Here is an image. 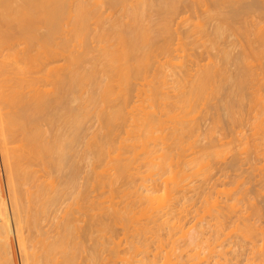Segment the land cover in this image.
<instances>
[{"label": "bare ground", "instance_id": "obj_1", "mask_svg": "<svg viewBox=\"0 0 264 264\" xmlns=\"http://www.w3.org/2000/svg\"><path fill=\"white\" fill-rule=\"evenodd\" d=\"M252 1H254V2H252ZM252 1H251V4H254L255 2H260V1L262 4L263 0H260V1L259 0L258 1L252 0ZM207 2H208V0H0V143H1V148H0L1 150L0 151H1V156L4 160V165H5V169L7 172L6 183H8L7 185L9 187L8 186L7 187L9 188V191L11 194V200H12V205H13V214L15 216V224L17 227L15 234L17 236L16 238H17V242H18V247L21 250L22 256L24 259L23 264H79L78 263L79 261H77V259H79L81 254L84 253V251H85L84 246H83L84 242L82 243V240H86L83 238H87V237H88V240H90V241L93 240L91 242H95L94 243L95 245L94 244L91 245V248H92V246H94V248L91 250V252L89 254L90 257L87 256L90 260V261L89 260L88 261L90 262V264H100V258L102 256V250L104 249V245H105L104 244L105 243L104 242V236L106 238L104 231L107 232V230L109 229L108 224L104 220V213L106 212V214L108 215L109 212L111 211V209L109 212L106 211L108 209H105L106 207L104 208V199H102V198L106 197V196H104L105 193L103 192L104 187H105V186H103V183L105 182L104 181V178H105L104 174H106V173L102 172L104 169L102 168L103 169L102 170L101 167H103V166H99L100 167L99 168L97 165H95L99 170L101 169V172H98V170L95 168V166H94V171H91L92 169L91 170L89 169V171H88V167L90 166L89 164H91L90 160L94 161V159L96 158L94 162H97L98 161L97 158L99 156L103 157L102 154H103L104 149L106 147H108L109 144H112V143H110V141L106 137L114 135L113 133H117L116 131L118 129H116V128L120 127L121 123H119V125H118L119 127H116V125L118 124V122L121 118V115H122L121 110L122 109H121V105L118 106L115 104H116V100H117L118 96H120L119 97V100H120L121 95L124 94V93L120 94V92L125 89L122 87L123 85H121V83L123 82L125 77L128 78L126 80H128L127 84L130 88L132 86V82H131V85L128 82H130V80L132 81V79L129 80V78L133 74H134L133 77L135 76V71L137 73V71L142 69V68H140L141 66L144 68L142 71L147 69L146 65L144 66L141 62L143 60H145L144 58H146V57L148 58V56H149L148 51L149 50L151 53V49L153 50L155 46H158V45H155L153 47L154 42H160L159 40H157L158 38L161 40V39H164L162 37H167L171 34V32H172L171 27L173 28V26L170 27V25H172V22H171L173 19L172 16H175V15H177L176 13H179L178 9L180 8V4L190 3V4H195V6H196L197 4L202 5V4H206ZM211 2L213 3V5H212L213 7L211 9H207V7H208L207 6L205 8L206 10H204V11L205 12L207 11L206 12V15H207L206 20L207 21H208L209 17H210V20L212 17H213L212 19L215 20L213 27L211 26V28L213 29L212 30L213 32L211 33V34H213L212 40H214L215 42H217L218 39L220 40L221 38H223V40H224L225 34H227L228 32H229L228 34H231L235 30H236L235 31L236 34L237 33L239 35L241 33L243 35L246 34L245 36H248V38H249V36H250L249 34L252 33V30L250 29L251 33H250L249 29H248L249 31L246 30L245 28H247L248 26L244 25L245 28H242L243 26L241 25L242 26L241 27L239 25L241 23V21H240V23H238V25L241 28H238L239 26L236 27V25H234L235 18H238L236 16L240 15V14H237L236 12H234V10L232 9V7H233L232 4H229L230 2H232V0H211ZM234 2L235 1H233V3ZM241 2H242V0H241ZM237 3H238V1H236V4ZM239 3H240V0H239ZM239 3L237 4L238 6L240 5ZM248 3H247V5H248ZM106 4L108 6H106ZM226 4L228 5V7L229 6L231 7L230 8L231 10H229V11L224 10ZM256 4L258 5V3H255L254 5H252V7L249 8V10H251V11L254 9L256 10L257 6H256V8H253V7H255ZM104 5H105V8L107 7V9L103 8ZM249 6H250V3H249ZM237 8H239V7H237ZM108 9H110L111 12L109 14H106V11ZM104 10H106V11H104ZM249 12H246V10H245V13H249ZM262 14H264L263 11H262ZM243 16H244L243 18H246L245 17L246 15L243 14ZM249 16H251V15H249ZM258 17H260L259 14H258ZM241 18H242V16H241ZM241 18H239V19H241ZM251 18H252V16H251ZM239 19L238 20L236 19L235 22L237 23V21H239ZM184 20L185 19H183V21ZM188 20L186 19V21H188ZM199 20H200L199 22L197 20L198 26L200 28L199 30H202L203 32L205 31V33H206V31H209L208 28L206 26H204L205 24L202 23L205 21V18L203 19L204 21L201 19H199ZM213 20H212V22H213ZM251 20H249V22ZM258 20H259V18H258ZM242 21L247 22L245 19ZM254 21L257 22L255 19L253 20V22ZM249 22H247V24ZM258 22H260V20ZM261 22H262V20H261ZM192 24L194 25V23H192ZM260 25L258 27L256 26L257 28L254 27V31H256L255 32L256 34H254V35H256V36H253V35L250 36L251 38H252V36L257 37L255 39H257L256 42H258L259 45H257L258 43L256 44V42H254L255 41L254 39H247V40L250 43L249 47H250L251 52L249 54H251L253 57H256L258 59L259 58L264 59V26H263V23ZM255 28H256V30H255ZM192 29L190 31H192ZM196 29H198V28L194 27V29H193V31L195 33H197ZM243 29H245V30H243ZM203 32H201V33H203ZM177 34L179 35L178 32H177ZM206 34H208V32ZM200 36H201V34H200ZM202 36H204V35L202 34ZM202 36H201V38L203 39L204 37H202ZM207 36H205V37H207ZM210 38H211V36H210ZM238 38H236L237 41H238ZM245 38H247V37H245ZM60 39H61V41H58ZM181 39H183V38H179V36H178L177 40L178 41L180 40V42H177V43H180V46L186 47L188 44L186 45L185 42H187V41H184L185 39H183V42H182ZM205 39H203V40L206 43ZM239 39H241V38H239ZM90 40H93V41L95 40L94 42L97 41L98 45L97 46L95 44L91 45V43H89ZM241 40H243V39H241ZM73 42H75V44ZM85 42H87V44ZM97 42H96V44H97ZM181 42L185 43V44H181ZM207 42H208V40H207ZM215 42H214L215 45L213 43H211V44L216 47ZM242 42H240V43H242ZM76 43H77V45H76ZM155 44H157V43H155ZM168 44H170V43H168ZM217 44H219V43H217ZM255 45H257V46H255ZM77 46L78 47L80 46V48L82 47L81 49H83L84 51L82 50L83 51L82 52L81 49L78 48ZM159 46H161V45H159ZM169 47L170 46H168L167 48H165V47L164 48L168 49ZM185 47H182V48L178 47V48H179V50L181 48L185 51L186 50ZM249 47H247V48H249ZM171 48H172V46H171ZM178 48H175V49L178 50ZM218 48H220V46H218ZM170 49H168V50H170ZM227 49H226V51H227ZM77 50L79 52H77ZM173 50H174V48H173ZM173 50H171V51L173 52ZM216 50H217V48H216ZM220 50H222V48ZM188 51H186V54ZM93 52L96 53V55L93 54V55H95V57L91 56ZM146 52H148V55L146 54ZM40 53L46 54L44 62L39 61V54ZM153 53H151V54L153 55ZM177 53H180V52H177ZM232 53H233V51H232ZM232 53H230L228 51L227 52L223 51V53H221L223 60L220 59V61L225 62V64L220 62L221 65L220 64L218 65L217 62H214L215 64L213 62H211L212 65L209 62L206 65L205 64L201 65V63L198 61L199 63L197 64V70H196L197 73L196 74H194L195 70L193 71L191 69V65L187 66V64H186V66L185 65L183 66V61H185V60H183L181 63L180 62L181 59H180L177 63V62H175L176 60L172 57L175 60V61L174 60L172 61V58L170 57L171 54L167 58V63L169 64V62H170L172 69H173L172 63L177 64L175 66L180 65L181 67H178L181 69L180 71H178L179 69L178 70L175 69L176 71L175 70L170 71V69H169L170 66L168 67V69L166 67L167 70L163 69L164 71L162 73L163 74L162 78H164V79H162V78H160L158 72L155 69V71H156L155 75L158 74L157 77L156 76L154 77L155 79H157V81L155 80L157 82V84L159 82L158 80L162 79L160 82L163 81L164 83L162 84V86L166 87L169 84L168 80L169 79L171 80V78H172V80L174 79L173 80L174 84L173 85L170 84V86H172L173 90H175V94H174L175 97L172 95V101L166 100V104H168L170 106V110L168 109L169 107L166 106L167 107L166 110L168 109L169 113L167 111H165L166 114L171 115L172 118H169V119L172 120V119H176V118L178 119L179 118V120H180V121L178 120L179 123L175 121L176 124H178V125L175 124L176 126L174 125L172 130L170 128L171 136H173V138H174V139H172V141L175 142V143H173L171 141L172 145L177 144L180 146V145H184L183 143L186 142V141H184L186 136H188L186 133L190 132V131H188V132H186V131L189 130L191 127L190 126L189 129H187L188 127L186 126L187 125L186 123L188 122V124H189L187 116L189 115V117H190V114L192 112L191 110L194 109L193 108L194 105L196 106L197 103H201V104L204 103L203 107L205 105H207V106L211 105V104H209L212 100L211 98H213L215 96L217 97L218 94H219V96L222 95L224 92L222 94H221V92L226 91V90H224L225 89L224 87L229 86L228 87L229 89H230V87H232V80H233L232 78L233 77L235 78V76L232 77V74L230 72V70H232V69L229 70L228 69L229 66L227 67V63H229V62L231 63V59H232L231 54ZM245 53H247V58H245V60L242 61L243 67L241 65V67H242L241 71H243V74H242L243 76L241 75L242 80H240V81L241 82H248L247 84L249 85V82H252L254 79H257V78H256V74L252 68L253 66H251V67L249 66V65H252V63L249 62V61H251V60H249L251 56H249L248 52H245ZM245 53H243V54H245ZM144 54H146L147 56ZM165 54L167 55V53H165ZM152 55H150V56H152ZM183 55H184V53H183ZM90 56H91V58H90ZM141 56H143V57L141 58ZM241 56H243V55H241ZM58 57L64 58L66 61V62L64 61L65 64L54 65L55 61H53V60L56 59V62H58V59H57ZM92 57L94 58V61H92ZM62 58L59 61H61ZM169 58H171L170 59L171 61H168ZM88 61H90V62H88ZM148 61H149V58H148ZM87 62L91 63V64L87 65ZM144 62H146V61H144ZM247 62H248V64L249 63L250 64L248 65ZM195 63H197V61ZM81 64L82 65L86 64L88 66V68H87V66H84V69H83V66ZM140 64H141V66H140ZM147 65H148V63H147ZM198 65H200V67ZM228 65H230V64H228ZM162 66H163V64H162ZM165 66H167V64ZM165 66H163V67L165 68ZM41 67H44V70L46 73V74L43 73L42 76L40 75V73L42 71ZM160 67H161V65H160ZM175 68H177V67H175ZM159 69L160 68H158V71L161 70V72H162V69H160V70ZM168 71H170V72L168 73ZM144 72H146V71H144ZM44 74H45V76H44ZM101 74H102L103 78L99 77V75H101ZM168 76H170L171 78L168 79ZM123 77H124V79H123ZM44 78L47 81H45V83L44 82L41 83L42 81L40 82V80H43ZM104 78H105V80H104ZM149 78H148V80H149ZM154 78H153V82H155ZM259 78H261V77H259ZM145 79L147 80V78H145ZM103 80H104V82H103ZM257 80H259V79H257ZM259 81L255 82V80H254V83H256V85H255L256 87H257V85H258L257 83ZM124 82H126V81L124 80ZM160 82H159V85H160ZM262 82L264 83V79ZM170 83H171V81H170ZM153 84L155 87L156 83H153ZM153 84L152 85L150 84L149 86L152 87ZM253 84H251V85H253ZM128 86H126V88H128ZM172 87H170V88H172ZM251 87H253V86H251ZM158 88H159V86H158ZM161 88H159V89L162 91V94L165 95L164 93L168 92V90H167L168 88L166 87V90H167L166 92L163 91L165 89L162 88L163 89L162 90ZM244 88H245V86H244ZM244 88H243V90H245L247 87L245 89ZM257 88L260 89L259 87H257ZM157 89L152 88L153 93L154 92L157 93L156 95L152 94V96H153L152 98L159 97L160 99L161 98L165 99L166 96L165 97L158 96L159 90L157 92ZM235 89H233V90L236 91ZM256 89L253 88V91H255ZM154 90H156V91H154ZM243 90L241 88V91H243ZM125 91H123V92H125ZM127 91L130 92L129 90H127ZM127 91L125 93H127ZM171 91L169 92L170 94H172L174 92V91L173 92H171ZM256 91H258L257 95H259V93H260L259 90H256ZM256 91L253 94H256ZM169 93H167V95L170 96ZM250 93H252V92L250 91ZM130 94L131 93H129V96H130ZM226 94H228V93H226ZM244 94H246V93H244ZM127 95L128 94H125V96L128 98L129 96H127ZM228 95L232 96L231 93ZM239 95H240V92H238L237 96H239ZM257 95H256V97L258 98ZM150 96L151 95H148L149 98L147 97L149 100L151 98ZM227 96H225V97H227ZM229 96L227 98L231 97V96L230 97ZM251 96H253V95H251ZM170 97L167 99H170ZM173 97L176 100H173ZM221 97H219L220 101H222L221 99H223ZM235 97H233V98H235ZM256 97H253V98L255 99ZM243 98L244 97L242 96V99ZM257 98L255 99L257 102L254 99H252L256 103H254L255 104L254 106L252 105L253 108L252 107H250V108H252V110H253L254 107H256V105L258 107H260L262 105V107L260 108L261 110L263 108L262 111L260 110L261 111L260 114H262V112L264 111V107H263L264 96H262L260 94L258 100H257ZM240 99H241V97H240ZM119 100H117V102ZM121 100L126 102L127 99L125 100V98H124ZM161 100L159 102H161ZM213 100L217 101V99H213ZM230 100H232V99H230ZM244 100H246V99H244ZM244 100H241V101L244 102ZM259 100L261 102H258ZM152 101H154V100L152 99ZM214 101H212V104L214 103ZM227 101H228V106H230L229 107L230 113L228 111L229 118H230V120H234V119H232L233 116L235 114L237 115L238 113H236V112L237 111L239 112V110H240V112H242L241 109H243L242 107L244 104L242 103L243 104L242 107H240V105L238 104L239 105L238 108L240 107V109L237 108L238 109L237 110L236 108H234V109L232 108L233 103H235L234 100H232L233 103L229 100H227ZM227 101H226V103H227ZM248 101H250V100H248ZM254 101H251V103ZM127 102H126V104H127ZM162 102H164V104H165V101H162ZM171 102H173V103H171ZM239 103L241 104V102H239ZM259 103L261 105H259ZM170 104H172V105H170ZM215 104H216V102H215ZM107 105L108 106L110 105V106L108 107ZM124 105H125V103H124ZM236 105L237 104H235V106ZM197 106H198V104H197ZM217 106H214V108H216ZM203 107H201V108L204 110L205 108H203ZM119 108L121 110H119ZM174 108L175 109L178 108L177 111L183 110L184 113L182 112L181 114H184V115L182 116L179 113L181 111H179L178 113L180 116L178 115L179 116L178 117L177 116L178 113L176 110H174ZM207 108L208 107H206V109ZM209 108H210V106H209ZM218 109H216V110H218ZM232 109H233V112H232ZM235 109L237 110L236 112H235ZM92 110L95 113H93ZM207 110L209 111V109H207ZM216 110H215V112H216ZM123 111H124V108L122 110V113H123ZM211 111H210V113H211ZM91 113H93L92 115L96 114L98 116L96 118L99 120V122L100 121L102 122V123L100 122V124H102V128L100 127V131L102 132V134H101V132H98V133L96 132L95 134H93V136L90 135V136H92V138H88V140H87V137H90V136H87L89 134H87L88 132L87 133L85 132V126H86V120L88 122V119H89L88 117H91L90 116ZM131 113H132V111H131ZM149 113H151V112H149ZM154 114H156V112ZM217 114H218V111H217ZM232 114H234V115H232ZM253 114H255V113H253ZM223 115H220V116H222V118H223ZM250 115H251V113H250ZM258 115L259 114L257 113V117H258ZM132 116H133V119H136L135 115H132ZM139 116L141 117V115H139ZM151 116H153V115H151ZM181 116H182V119H181ZM146 117H147V115H146ZM146 117L144 115V119H145L144 121L145 122H146V120L149 119V118L147 119ZM214 117H217L216 118L217 120L219 119V122H217V121H215V122L220 125L221 118L218 116H214ZM237 117L238 116H236V117L234 116V118L236 120H237ZM257 117L255 116L254 119H257ZM129 118L132 119V117H129ZM142 118H143V116H142ZM185 118H187V120ZM263 118L258 117L259 121L256 120L258 123V124H256L257 126H254L255 124L252 125L255 127L253 130L257 129L256 127H258V129H259V127L262 126V124L264 123ZM152 119H149V120L151 121ZM227 119H224V120H227ZM240 119H241V116H240ZM122 120H121V122H122ZM159 120H160V118H159ZM230 120L228 119V122ZM59 121H61L64 126H61V122L58 123ZM136 121H132V122L135 123ZM139 121H141V120H139ZM139 121H137V122H139ZM148 121L146 122L148 125L146 127L150 126V124H148ZM153 121H151L150 123H152ZM160 121L161 122H159V123H161V124H162V122H164V121H162V119ZM247 121H248V119H247ZM145 122H143V123H145ZM157 122L158 121H156V123ZM222 122L223 121L221 120V123ZM46 123L51 129L53 128V126L56 125L54 127V129L57 130L58 124H60V125H58V127L61 126V127H64L65 129L62 128V131L58 129L57 130L58 132L56 131V133H55V130L53 129L54 130L53 133L56 136H54V134H53V137L50 138V136L52 134V132L50 131L47 134V135H49V138H50L49 139L48 136H46V130H45L46 128L44 129V127H43V125ZM153 123H155V122H153ZM191 123H192V121H191ZM50 124L53 126H51ZM161 124H158V125H161ZM168 124H171V123H168ZM133 125L136 126V123ZM214 125H215V123L213 124V126ZM258 125H260V126H258ZM48 126H47V129H49ZM168 126H170V125H168ZM171 126H173V125L171 124ZM263 126H264V124H263ZM61 127H59V128H61ZM140 127L135 128L136 130H138L137 133L140 131L139 130V129H141ZM150 127L152 128L155 126L151 125ZM142 128H144V127H142ZM151 128H150L151 132H149L150 134H152ZM157 128L153 129V130L158 131ZM215 128L216 127H214V130H216ZM261 128H263L262 131H264V127H261ZM95 129H96V127H95ZM102 129L104 132L102 131ZM133 129L134 128H132V131H134ZM164 129H166V128H164ZM168 129H169V127L167 128V130ZM191 129L193 130V127H191ZM199 129H200V126H199ZM209 129H210V127H209ZM258 129H257V131H261L260 129L259 130ZM63 130H64V132H63ZM120 130H121V128H120ZM159 130H162V128ZM214 130L213 129L209 130L211 133L209 136L210 138L217 133L216 132L215 134H213ZM48 131L49 130H47V132ZM142 131H144V130H142ZM142 131H140V132H142ZM257 131L255 133H257V136H258L259 133ZM134 132H136V131H134ZM146 133H148V132H146ZM149 133H148V135H149ZM155 133H156V131H155ZM162 133L163 132H161V134L160 133L159 134L162 136L163 135ZM166 133L168 134L167 131H166ZM192 133L195 136L196 135L198 136V134H195L196 132L195 133L191 132V134ZM255 133H252V134H255ZM261 133L264 134V132H261ZM138 134H140V133H138ZM143 134H145V133H143ZM191 134H189L190 137L193 136V134L192 135ZM207 134L209 135V133H207ZM99 135H103V136L107 135V136L102 138ZM148 135H147V137H148ZM169 135H170V133H169ZM259 135H261V134H259ZM195 136H194V138H195ZM236 136H237V134H236ZM254 136H256V134ZM147 137H144L143 138L144 141L142 140V142H145V138L147 139ZM149 137H151V136H149ZM224 137L227 138L226 135ZM244 137H246V136L244 135ZM248 137H250V136H248ZM252 138L254 139L253 135H252ZM165 139H166V137H165ZM165 139H164V141H165ZM167 139H168V137H167ZM198 139H199V137H198ZM198 139H196V140H198ZM207 139L208 138H206V140ZM217 139H221V138L217 137ZM245 139H247V138H245ZM245 139H243V141ZM251 139H250V142L252 141ZM261 139H264V138L262 137V138H260V140ZM101 140L105 141L106 143H108L107 141H109V144H106V143L102 142ZM240 140H241V138H240ZM254 140H256V139H254ZM187 141L189 142V139ZM207 141H209V140H207ZM212 141H213V139H212ZM230 141H231V139L228 141L229 143L227 146L230 145ZM113 142H114V140H113ZM165 142H167V140ZM252 142H253L254 146L257 143V142L254 143V141H252ZM196 143H197V141H196ZM225 143H226V141H225ZM233 143L234 142L232 141L231 142L232 146H233ZM235 143H237V139H236ZM260 143H262V142H260ZM168 144L170 145V143H168ZM192 144H195V143L192 142ZM237 144H239V142ZM241 144H244V146L246 147L249 143H247L246 145H245V142L241 143ZM147 145H148V143H147ZM164 145H165V143H164ZM236 145L233 148L237 147ZM221 146H220V148H221ZM244 146H243V148H244ZM250 146H247V147H250ZM256 146H257V144H256ZM262 146H264V145H262ZM145 147H146V145H145ZM165 147H166V145H165ZM171 147H174V146H171ZM199 147L197 146V148H199ZM96 148H98V149H96ZM109 148H110V146H109ZM112 148H110V149H112ZM169 148L170 147H168V151L171 152L170 150H172L173 148L170 150H169ZM180 148L181 147H179V149ZM184 148H186V146ZM263 148L264 147H262V150H263ZM228 149L226 150V152H228ZM246 149L248 150V148H246ZM255 149H257V147H255L254 150ZM147 150H149V149H147ZM160 150H161V148H160ZM163 150H165V149L163 148ZM174 150H173V152H174ZM189 150H190V148H189ZM191 150H192V148H191ZM221 150L223 152H225L224 148H221ZM239 150H240V147H239ZM249 150H251V149L249 148ZM181 151H182V148L179 152L181 153ZM215 151H217L216 153H218V151H219V154L222 152V151L218 150V147H217V150L215 149ZM246 151H244V152H246ZM156 152H157V150H156ZM166 152H167V150H166ZM169 152H168V154L170 155L171 153H169ZM184 152H183V154H184ZM250 152H252V150ZM175 153H177V152H175ZM202 153H204V152H202ZM202 153L200 154L201 156H202ZM210 153H211V151H209L208 155ZM147 154H149V153H147ZM164 154H166V153H164ZM219 154H216V155H219ZM169 155L166 154V156H169ZM210 155L208 157H207V155L204 157L202 156L203 160L201 159V157H199L201 160L197 159V160H199L197 164H199L203 167L205 166V168L209 167L211 169V167H212L211 162L210 161L207 162V160L212 159L210 157ZM216 155L214 154L213 156L215 158H217ZM221 155L222 154H220L218 157H220ZM155 156H157V155H155ZM236 156H238V153L236 154ZM171 157H170V159L167 157V159L169 160L167 163L164 162L166 165L168 164L167 166L164 163H162L167 168L163 167V168H165V169H163L159 166L161 171L165 170L166 174L164 171L161 172L158 169L157 172L160 171L161 173L155 172L156 176L153 175V176L148 177V175H150L149 173H151V172L154 173L153 172L154 168H152V170H151V167H150L151 172H149L150 170L148 168V170H147L148 174H146L147 177H145V179L143 180V182L141 184L142 186L141 185L138 186L139 190H140V186L144 188L143 191L145 190L144 191L145 195H144V193L136 192L137 197H139L138 199L140 200L138 202L144 203L146 199H147L146 201L150 202V200L152 199V201L155 202V200L156 201L160 200L161 197L163 198V202H160L161 204L159 206L158 205L157 206L151 205L152 207L149 206L148 209L151 208V210L149 209V211H148L146 209L147 212H149L148 214L144 213V211H145L144 209H142V211L139 212V214H142V212H143L145 217L148 216V220L150 221V223H153L154 225L150 226V224L143 222L144 220H142V223L143 224L145 223L147 225L142 224L143 226H141V224H139L138 227H136L138 232H140V233H138V232L136 233V235L140 234V238L136 242H133V241H135L134 239L136 238V235H135V237L132 236L133 237L132 247L133 248L135 247L134 249L136 250V255L134 254V251H133V253H131V254L129 253L130 257L125 258L123 256L124 258L121 260L125 261L124 264H126V263L127 264H167L169 259L173 264H186V263L189 264L191 262V260L193 261V259H192L193 254L190 256L188 254V256L185 259L184 257L187 255L186 254V255H184V257L182 259V256H181L182 253L179 254L180 255V257H179L178 253L175 254L176 253L175 248H174V251H175L174 254L175 255L173 254V257L169 258L170 254H172L170 252L173 250V247L175 245L173 237H172L173 241L171 240V236H174V235H171L172 233H170V232H169L170 235L168 233L169 239L171 240V242L174 243V245L171 244L172 250L169 251V253L168 252H167V254L164 253L165 256L169 254V256L166 259H164L165 257H164L163 252H162L163 251L162 249L165 247V245L163 247V244L166 243V242L162 243V240H164V236H162V234H161L162 238H160L161 236L159 235V229H158V234L156 232H154V226H155V224H157V222L160 223V225L163 224L162 227L159 225V227L162 231V228L165 227L164 223L167 224V221L169 219L171 220L172 217L178 218V222H179L178 213L182 212L180 210H177V206L181 204L178 200L182 196L180 194L181 196L178 197V195H179V193H183L181 191L185 190V189H183L182 186H184V183L186 182V181L184 182V180H186L185 178L187 176H189L190 174L188 171V175H187V169L188 168L184 169L183 165H182L183 168H181V169H178L179 166L176 164L175 165L177 167L174 166V162L179 163V161H182V160H179V158L177 157V159L179 161L176 162L177 159L176 160L174 159L176 157H173V155ZM185 157L186 156H184L183 159ZM205 157H207V158H205ZM152 158H154V157L152 156ZM193 158H194L195 163H196V158H198V156L197 157L193 156ZM204 158L207 159L206 162H205ZM215 158H214V160H215ZM98 159H101V157H99ZM152 160L155 163L154 159H152ZM161 160H163L162 157H161ZM189 160L191 161V159H189ZM111 161H113V160H111ZM159 161H160V159H159ZM186 161L187 160H185L184 162H186ZM190 161H187V163ZM98 162H100V161H98ZM191 162H190V164H191ZM209 162L211 165H209ZM193 163H194V161H193ZM109 164H110V162H109ZM113 164H114V166H116L115 163H113ZM113 164H110L109 166H111ZM162 164H161V166H162ZM124 165H125V163H124ZM127 165H128V163H127ZM148 165H149V163H148ZM155 166H158V165H155ZM196 166H198V165H196ZM201 166H198L199 168H197V169L200 170ZM112 167L113 166H111L110 168H112ZM173 167H175V168H173ZM107 168H108V166H107ZM121 168H122V166H121ZM121 168H119V169L121 170ZM168 168H169V170H167ZM189 168H190V166H189ZM209 168L207 169V171H205V173L208 172ZM210 171L211 170H209V173L212 172V171L211 172ZM1 172L2 171L0 170V254L2 256L1 257L2 260L0 259V262H1V264H17V260H16L17 242H16V244L14 242V230H13L11 222H10V215H9L10 213L8 211V205H7L5 196H4V189H3L4 183H2ZM90 172L92 175L95 173V175L97 176V178L95 177L96 178L95 180H96L97 186H98L97 188H98V190L102 189V192L104 193V194L99 193V196L97 199L96 198H90L88 196V192H87L88 188H86V187H89L90 185H92L91 184L92 182H90V179H91V175L89 174ZM116 172H118V171L116 170ZM118 173H120V175H121V171ZM118 173H116V174L114 173L115 176H117ZM145 173H146V171H145ZM162 173H164V174L162 175ZM190 173H193V172H190ZM102 174L104 175L103 180H102ZM157 174H160V176H161V177H159L160 179L161 178L163 179L165 177L164 178L165 183L163 184V182H164L163 181V182H161L162 184L159 183V185L160 184L164 185L163 187L165 188V193L167 196V198L166 197L165 198L167 199V201H164L165 200V198H164L165 193L162 196L157 195V194H159L158 193L159 190L158 191L156 190V189H158V188H156V186L158 185V184H156V182H157V180L159 181V179L156 180L154 178V176L156 178L159 176ZM54 175H56V178ZM110 175L112 177L113 173ZM124 175H125V173H124ZM142 175H145V174H142ZM195 175H196V173H195ZM207 175H210V174H206V176ZM115 176H114V178H115ZM58 177H59V180H57ZM210 177L208 179H210ZM120 178H118V180H120ZM149 179H150V181H149ZM162 179H161V181H162ZM106 180H107V178H106ZM111 181L112 182L109 181L110 186L112 184H114V182H113L114 179H112ZM93 182H94V180H93ZM190 182H188V183H190ZM88 183H90L89 186H87ZM93 185H95V184H93ZM104 185H106V184H104ZM154 185H155V188H154L155 190H152ZM134 186H136V185H134ZM185 186H187V185H185ZM84 188H85V190H84ZM90 188H91V186H90ZM90 188H89V190H90ZM128 188L130 189V187H128ZM132 188H134V187L132 186ZM136 188H134L133 190H135ZM112 189H114V187ZM131 191H132V189H131ZM224 191L226 193L228 192L226 196H229V194L231 196L233 194L232 190H231L232 192L230 190L227 191V189L221 190L222 193H224ZM221 192H219V193H221ZM122 193H124V192H122ZM126 193H124V194H126ZM226 193H224V195ZM234 193H236V192H234ZM131 194L132 195H130V196L133 197L134 196L133 194H135V193H131ZM155 194L157 195V197L156 196L154 197ZM183 195H184V193H183ZM102 196H104V197H102ZM125 196H127V195H125ZM77 197L82 198V201L80 198V201H81L80 203H79V200L78 201L76 200ZM137 197L136 198L133 197V199H137ZM211 197H213V196H211ZM218 197L219 196H216V200H214V203H212L213 199H215V198L210 199V196H209L210 200H207V204L210 205L209 206L210 210H208V209L207 210L209 212L212 211V213H214V215H215L216 211L219 213L216 220L219 221V222L217 221L218 223H220L219 224L220 228H219V226H218V228L221 230V228L224 226L223 222L225 223V221H223V219L225 217V216L223 217V214H225L226 210L224 209L223 214H222V212H220V210L222 208H227L229 212H232V209L236 208V205L235 204L232 205L233 203L229 204V202H228L227 203L228 205L225 204L222 207L223 204L222 205L220 204V202H219L220 198L218 199ZM123 198L126 199V197H123ZM144 198H145V200H144ZM142 199H143V201H142ZM242 199H244V194H243ZM73 200L74 201L76 200L78 202L76 204L77 205L79 204V205L77 206V205H74L75 203H71V202H73ZM237 200H238V197H237ZM154 202H152V203H154ZM186 202H187V200H186ZM208 202H211V203H208ZM69 203H71V204H69ZM106 203H108V202H106ZM126 203H128V202H126ZM157 203H159V202H157ZM248 203L251 205L250 201ZM135 204H136V201H135ZM146 204H147V202H146ZM149 204L150 203H148V205ZM212 204L215 207V209H217V210H212V208L214 209V207L211 206ZM183 205H181V206H183ZM252 205H254V204H252ZM74 206H77V207H74ZM124 206H123L122 210H121V207L116 209V206H115V208L113 206L114 210L112 211L111 215H113V214H114V216L116 215L115 217L117 218V220H119V224H120V222L125 224V221H126V223L128 221V224H129L130 217L133 219V216H131V214L133 215L134 209L136 206L132 207V209H130L131 208V207H129L130 205L129 206L127 205L128 208H126L125 203H124ZM143 206H145V203ZM186 206H187V204H186ZM186 206H184V207H186ZM117 207H118V205H117ZM76 208L78 209V213H79V210L81 212V209H84V211L86 210V213H87V211L93 212V216L90 215V216H92V217H90V220L88 219L86 221V218H85L84 222L86 221L85 222L86 224L83 226H82V224H84V223L79 224L80 219H78L77 216H75ZM109 208H110V205H109ZM237 208H238V204H237ZM138 210H137V212H138ZM59 211H61L60 214L58 213ZM63 211H64V213H63ZM234 212L235 211H233L232 213H234ZM256 212H257V210H256ZM62 213H63V215H61ZM86 213H85V215H86ZM174 213L177 216H174L175 215ZM257 213H259V209H258ZM59 215H61V216H59ZM79 215H81V214H79ZM134 215H135L134 221L136 222V217L137 216L139 217V215H136V213H134ZM221 215H222V217H221ZM170 216H171V218H170ZM185 217H186V215H185ZM140 218L145 219L143 217V214L140 215ZM111 219H112V216H111ZM137 220H139V218H137ZM221 220H222V223H221ZM47 221H49V223L48 224L46 223L44 225V222H47ZM113 221H114V219H113ZM176 221H177V219L175 220V222ZM175 222H174V225H175ZM244 222L245 221H243V223ZM241 223H242V220H241ZM249 223L252 224L251 221ZM249 223L247 224V227L250 226ZM221 224H222V226H221ZM238 224L239 223H237L235 225V226H237V228H238ZM111 225H112V223H111ZM111 225H109V226H111ZM174 225L172 224V226H173L172 228L176 227V229H177L178 226L174 227ZM216 225L217 224L214 225V228ZM25 226L29 227V232H31L30 228H31V230H33L35 232V234L32 235V237L34 236L33 238L29 237L31 239V242L33 241L32 248H31V244L29 243L30 241L28 240V237H26L24 234ZM127 226L128 225L126 224V228H127ZM135 226H137V225L135 224ZM180 226H179V228H180ZM107 227H108V229H107ZM123 227H125V226H123ZM133 227H134V222H133ZM166 227H168V226H166ZM184 227H185V225H184ZM242 227H244V226H241L240 229ZM247 227L244 228L245 231H246V229H248ZM254 227H258V226H254ZM169 228H171V227H169ZM224 228H223V230H224ZM234 228H236V227H234ZM164 230H166V229H164ZM180 230H181V228H180ZM183 230H184V228H183ZM215 230H218V229H215ZM129 231H130V229H129ZM131 231H132V228H131ZM168 231H171V229ZM235 231H237V229H235ZM134 232L132 233V235L134 234ZM172 232H173V229H172ZM175 232H176V230H175ZM175 232H173V233H175ZM219 232L220 231H217V233H219ZM239 232H240V230H239ZM94 233H97L99 235L94 236L95 235ZM127 233H128V231H127ZM243 234H241V232H240V235L243 236ZM29 235H31V233ZM262 235H263V233H262ZM244 236H245V234H244ZM166 237H167V235H166ZM150 238L151 239L153 238L152 240L155 242V244L157 243V241L154 239L155 238H157V240L160 239L159 240L160 245L157 244V246L159 248L161 246L163 247L161 249L162 250L161 252L159 250H157L158 247H156V246L154 248H152L154 246V244L151 242ZM101 240H103V241H101ZM127 240H129V239H127ZM142 240H144V241H142ZM149 240H150V242H149ZM192 241L194 242V240H192ZM161 243H162V245H161ZM29 244H30V246H29ZM108 244H110V243H108ZM108 244H107V246H108ZM152 244H153V246H152ZM87 246H86V248H87ZM133 248L132 249L130 248V249L133 250ZM112 249H113V247H112ZM151 249L153 251L156 250V252L155 251L152 252ZM108 250H109V248H108ZM212 251H213V249H212ZM86 252L88 253L89 251L86 250L85 253ZM103 252H104V250H103ZM114 252H116V251H114ZM112 254H113V252H112ZM195 254H196V252H195ZM117 255H118V253H117ZM124 255L127 256L128 251H127V254L125 253ZM139 255H142L143 257L140 256L141 258L137 259V257ZM162 255L164 257L163 258L164 260H161L162 261V263H161V261L158 258L162 259ZM197 255H199V254H197ZM174 256H177V257L175 258ZM171 258H175V260H173ZM187 258H188V260L190 259V261H188ZM101 259L105 260L104 262L106 263V259L104 257ZM81 260H82V258H81ZM84 260H82V262ZM103 260H102V262H103ZM109 260L111 261V259L109 258L107 260L108 264L111 263V262H109ZM166 260H168V261H166ZM184 260H186V262ZM2 261H4V262L2 263ZM88 261L86 260V262H88ZM164 261H165V263H164ZM113 263L115 264V262H113ZM113 263H111V264H113ZM84 264H86V263H84Z\"/></svg>", "mask_w": 264, "mask_h": 264}, {"label": "rangeland", "instance_id": "obj_2", "mask_svg": "<svg viewBox=\"0 0 264 264\" xmlns=\"http://www.w3.org/2000/svg\"><path fill=\"white\" fill-rule=\"evenodd\" d=\"M233 1H235L234 3H233ZM236 1H238V3H239V0H232V2H230L229 4H232V9L234 10V12H236L237 14H240V15H237L236 17H238V18H235V20H234V25H236V27L237 26H241L242 28H245V26H248L247 28H245L246 30H252V33H251V30H250V33L251 34H249L250 36L251 35H253V36H256V35H254V34H256L255 32L256 31H254V27H258L260 24H262L263 23V26H264V14H262V11H263V13H264V0L262 1V4H261V1L260 2H255V3H258V5L256 4L255 5V7H253V8H256V6H257V8H256V10L254 9V10H249V8L250 7H252V5H254V4H251V1L250 0H242V2H241V0H240V5L238 6L237 4H236ZM256 1H258V0H256ZM250 3V6H249V3ZM252 2H254V1H252ZM247 3H248V5H247ZM243 4V5H242ZM194 5V6H193ZM213 3L211 2V0L209 1L208 0V2L206 3V4H197L196 6H195V4H190V3H186V4H180V8L178 9L179 10V13H176L177 15H175V16H172L173 17V19H172V25H170V27L171 26H173V28L171 27V29H172V32H171V34L169 35V36H167V37H162V38H166L165 40L164 39H157V40H159L160 42H154V45H153V47L155 46V45H158V46H155L154 47V49L152 50L151 49V53H153L154 51V53H153V55L150 53V50L148 51L149 52V56L150 55H152V56H148V58H149V61H148V58L146 57V58H144L145 60H143L141 63L145 66L146 65V67H147V69L146 70H144V71H146V72H144V71H142L144 68L141 66V64H140V68H142V69H140L139 71H137V73H136V71H135V76L133 77V75L129 78V80L130 79H132V81L130 80V82H128L130 85H131V82H132V86L129 88V86H128V84H127V81L128 80H126V79H128V78H126L125 77V79H124V77H123V79L126 81V82H124V80H123V82L121 83V85H123L122 87L123 88H125L124 90H122L121 92H120V94L121 93H124L123 95H121V98H120V100H119V97L120 96H118V98H117V100H119L118 102H117V100H116V104L115 105H118V106H120L121 105V109L123 110V108H124V111H123V113H122V110L119 108V110H121V118H120V120H119V122H118V124L116 125V127H119L118 125H119V123H121L120 124V127L119 128H116V129H118L116 132L117 133H113L114 135H112V136H107V135H105V136H103V135H99V136H101L102 138L103 137H106L109 141H110V143H112V144H109V141H107L108 143H106L105 141H102V142H104V143H106V144H109L108 145V147H106L105 149H104V151H103V157L102 156H99V157H101V159H98L97 158V160L98 161H100V162H94L95 161V159H94V161L93 160H90L91 161V164H89L90 166L88 167V171H89V169L91 170V171H94V166L95 165H97L98 167L99 166H103V167H101V169L103 170L102 172L103 173H106V174H104L105 175V178H104V183H103V186H105L104 187V193L102 192V189L100 190H98V186H97V182H96V178H97V176L95 175V173L92 175L91 174V172L89 173L90 175H91V179H90V182H92L91 184L92 185H90L91 186V188H90V186H89V184L90 183H88V185L87 186H89V187H86V188H88V190H87V192H88V196L90 197V198H98V196H99V193H103L104 194V196H106L105 198H102V199H104V208L105 209H108V210H106L107 212H109L110 211V209H111V211L109 212V214L107 215L106 214V212L104 213V220L106 221V223L108 224V227H109V229H108V227H107V232L106 231H104V234L106 235V238H105V236H104V252H103V250H102V256L106 259V263L104 262L105 260H103V259H101V258H103L102 256H101V258H100V264H108V262H107V260L110 258L111 259V261L109 260V262H111V263H113V262H115V264L117 263V264H124L125 263V261H123V260H121V259H123L124 257L125 258H127V257H130V255H129V253L131 254V253H133V251H134V254L136 255V250L132 247V244H133V242H136L137 240H139V238H140V234L138 235H136V233L138 232V230L136 229V227H138V225L139 224H141V226H143V225H147V224H143L142 223V220H144L143 222H146V223H148V224H150V226L152 225H154L153 223H150V221L148 220V216L147 217H145L144 216V213H149V212H147V210L149 211V209L151 210V208H149L148 209V207L149 206H151V205H160L161 203L160 202H163V198L161 197V199L160 200H158V201H156L155 200V202L157 203V202H159V203H155L154 201H152V199L150 200V202L149 201H146L145 200V198H144V200H145V206H143L144 205V203L142 204L141 202H138V201H140L138 198L139 197H137V194H136V192H141V193H144V191H143V187H141L142 185V182H143V180L145 179V177H147L146 176V174H148V168H149V170H150V167H151V170H152V168H154V170H153V172L154 173H152L151 172V170L149 171V172H151V173H149L150 175H148V177L149 176H153V175H155L156 176V174H155V172H157V170L159 169L160 171H161V169L159 168V166L161 167V168H163V167H166L167 165L165 164V163H167L169 160L167 159V157L170 159V157L173 155V157H176V158H174L175 160L177 159V157L179 158V160H182V161H179L178 159H177V161L176 162H178L179 161V163H175L174 162V166H176V165H178L179 167H178V169H181V168H183V166H184V169L185 168H188L187 169V175H188V171H189V176H187L185 179L186 180H184V186H182L183 187V189H185V190H183V191H181V192H183L184 193V195H183V193H179V195H178V197H180L181 195V197L179 198V202L181 203L180 205H178L177 206V210H180V211H182L181 213H178V217H179V222H178V218H176V217H172L171 218V216H170V218H171V220L169 219L168 221H167V224L166 223H164V228H162V231H161V229H160V227H159V225H160V223H158L157 222V224H155V226H154V232H156L157 234H158V229H159V235L161 236V234H162V236H164V240H162V243L163 242H166L165 244H163V247H164V245H165V247L163 248L162 246L159 248L158 246H157V244H159L160 245V242H159V240H157V238H155L154 240H156L157 241V243L155 244V242L150 238V240H151V242L154 244V246H153V244H152V248H154L155 246L156 247H158L157 248V250H159L160 252L162 251L163 252V255H164V253H166L167 254V252L169 253V251H171L172 250V245L171 244H173L174 245V243H175V245H174V247H173V252L171 251L170 253H172V254H170V256H169V254L168 255H164V257H163V255H162V259H160V258H158L160 261L161 260H164V259H166L168 256H169V258L170 257H173V254L175 253V251H174V248L176 249V253L175 254H177L178 253V255L179 254H181V256H182V259H183V257H184V255H186L184 258L186 259V257L188 256V254H189V256L190 255H192V259H193V261L191 260V262L189 263V264H264V148H263V150H262V147H264V146H262V145H264V139H261L260 140V138H264V134L263 133H261V132H264V131H262L263 130V128H261V127H264L263 126V124H262V126H260V125H258V126H260L259 127V129L261 130V131H257V129H258V127H256L257 129H255L259 134H261V135H259L258 134V136H257V133H255L256 131L255 130H253L255 127L254 126H257L256 124H258L257 123V121H259V119H258V117L260 118H263L264 117V111L262 112V114H260L261 113V111L263 110V108H262V110L260 109L261 107H262V105L259 103V105H261L260 107H258L257 105H256V107H254V109L252 110V105L254 106L255 104L254 103H256L257 101L255 100L257 97H256V95H257V92L258 91H256V90H259V95L261 94L262 96H264V83L262 82L263 81V79H264V59L262 58V59H258V58H256V57H253L251 54H249L250 52H251V50H250V43L248 42V40L247 39H254L253 41L254 42H256L257 41V39H255V38H257V37H253L252 36V38L249 36V38H248V36H245L246 34H236L235 33V31H233L231 34H225V38H224V40H223V38H221L220 40L218 39V41L217 42H215L214 40H212L213 38H212V35L213 34H211L213 31V29L211 28V26L213 27V25H214V23H215V20H213L212 18H211V20H210V17H209V19H208V21L206 20L207 19V15H206V12L204 11V10H206L205 8L207 7V9H211L213 6ZM236 5V6H235ZM247 7H246V6ZM106 6H108L107 4H106ZM202 6V7H201ZM245 6V7H244ZM237 7H239V8H237ZM259 7V8H258ZM104 9H107V7L105 8V5H104V7H103ZM227 8V9H226ZM231 7L229 6L228 7V5L226 4V6H225V11H229V10H231L230 9ZM242 9V10H241ZM259 9V10H258ZM110 9H108L107 11L106 10H104V11H106V14H109L110 12H111V10L109 11ZM236 10V11H235ZM241 10V11H240ZM245 10H246V12H249V13H245ZM109 11V12H108ZM240 11V12H239ZM205 12V13H204ZM233 12V11H232ZM254 12V13H253ZM257 14H256V13ZM261 12V13H260ZM243 14L244 15H246L245 17L246 18H243L244 16H243ZM258 14H259V16L261 17H258ZM249 15H251L252 16V18H251V16H249ZM256 15V16H255ZM205 16V17H204ZM241 16H242V18H241ZM249 16V17H248ZM248 17V18H247ZM263 17V18H262ZM205 18V21L203 20ZM239 18H241V19H239ZM258 18H259V20H260V22H258L259 20H258ZM183 19H185L184 21H183ZM186 19L188 20V21H186ZM199 19H201V20H203L204 22H202V23H204L205 25L204 26H206L207 28H208V30L209 31H206V33L208 32V34H206L205 33V31L203 32L202 30H199L200 28H199V26H198V23H197V20H198V22L200 21ZM236 19L238 20L239 19V21H237V23L235 22L236 21ZM246 20L247 22H249V20H251L248 24H247V22H245V21H242V20ZM256 20L257 22H253V20ZM212 20H213V22H212ZM261 20H262V22H261ZM190 21V22H189ZM207 21V22H206ZM240 21H241V23H240ZM185 22V23H184ZM206 22V23H205ZM212 22V23H211ZM191 23V24H190ZM192 23H194V25L192 24ZM238 23H240L239 25H238ZM243 23V24H242ZM247 25H246V24ZM255 23V24H254ZM260 23V24H259ZM209 24V25H208ZM191 25V26H190ZM208 25V26H207ZM233 25V24H232ZM245 25V26H244ZM238 27V28H241V27ZM261 26V25H260ZM194 27H196V28H198V29H196V32L197 33H195L194 31H193V29H194ZM233 27V26H232ZM235 27V28H236ZM256 27V28H257ZM190 28V29H189ZM193 28V29H192ZM234 28V29H235ZM256 28H255V30H256ZM192 29V31H190ZM245 29H243V30H245ZM177 30V31H176ZM199 30V31H198ZM248 30V31H249ZM176 31V32H175ZM187 31V32H186ZM211 31V32H210ZM175 32V33H174ZM177 32L179 33V35L177 34ZM185 32V33H184ZM195 34H194V33ZM199 32V33H198ZM201 32H203V33H201ZM174 34V35H173ZM176 34V35H175ZM187 34V35H186ZM191 34V35H190ZM200 34H201V36H202V34L204 35V36H202V37H204L203 39H205L206 40V43H205V41L201 38V36H200ZM236 36H234V35ZM179 36V38H183V39H185L184 41H187V42H185L186 43V47L185 46H180V43H177V42H180V40L178 41L177 39H178V36ZM209 37H208V36ZM238 35V36H237ZM243 35V36H242ZM181 36V37H180ZM185 38H184V37ZM205 36H207V37H205ZM210 36H211V38H210ZM169 37V38H168ZM241 38V39H243V40H241V39H239V38ZM245 37H247V38H244ZM168 38V39H167ZM236 38H238V41H237V39ZM183 39H181L182 40V42H183ZM210 39V40H209ZM156 40V41H157ZM207 40H208V42H207ZM58 41H61V39L60 40H58ZM74 41V40H73ZM95 41V40H94ZM93 40H90V42L89 43H91V45H93V44H95L96 46L98 45V42H97V44H96V42H94ZM213 41V42H212ZM243 41V42H242ZM247 41V42H246ZM76 42V41H75ZM75 42H73L74 44H75ZM94 42V43H93ZM181 42V44H185V43H182ZM214 42L216 43V47L214 46L215 44H214ZM240 42H242V43H240ZM78 43V42H77ZM77 43H76V45H77ZM86 44H87V42H85ZM155 43H157V44H155ZM168 43H170V44H168ZM211 43H213L214 45H212ZM217 43H219V44H217ZM258 42H256V44H257ZM73 44V45H74ZM177 44V45H176ZM179 44V45H178ZM248 44V45H247ZM255 44V43H254ZM159 45H161V46H159ZM167 45V46H166ZM257 45H259V43L257 44ZM257 45H255V46H257ZM168 46H170L168 49H170L171 48V46H172V48L170 49V50H168V49H165V48H167ZM185 47V51L183 50V49H181L180 48V50H179V48L178 47ZM212 46V47H211ZM218 46H220V48H218ZM243 46V47H242ZM78 47V46H77ZM152 47V48H153ZM161 47V48H160ZM165 47V48H164ZM215 49H214V48ZM247 47H249V48H247ZM78 48H80V46L78 47ZM82 48V47H81ZM80 48V49H81ZM156 48V49H155ZM173 48H174V50H173ZM175 48H178V50L177 49H175ZM216 48H217V50H216ZM222 48V50L223 51H225V52H230V53H232V51H233V53L231 54L232 55V59H231V63L229 62V63H227V67L229 66V70L230 69H232V70H230V72H231V74H232V77L233 76H235V78L233 77L232 79V87H230V89L227 87H224L225 89L224 90H226V91H222L221 92V94L222 95H220L219 96V94H218V96L216 97H213V98H211L212 100H211V102L209 103V104H211V105H205L204 107H203V105H204V103H197L198 104V106H197V104H196V106L194 105V109H192L191 111V114H190V117H189V115L187 116L188 117V121H189V124H188V122L186 123L187 125V129H189V127L191 126V127H193V130L191 129V127H190V129L189 130H187L186 132H188V131H190V132H188V133H186L188 136H186L185 134V136H186V138H185V140L184 141H186V142H184L183 144L184 145H177V144H173L172 145V139H174L173 138V136H171V132H170V128H171V130H172V128L174 127V125L176 124V122H178L179 123V118L177 119L176 117L179 115V113L181 114L182 112H183V110H178L177 111V109H175L174 108V110H176L177 111V113L179 112V111H181V112H179L178 114H177V116L175 117L176 119H169V118H172L171 117V115L169 114H166L165 113V111H167L168 113H169V111H168V109L170 110V106L168 105V104H166V100H171L172 101V95L174 96V94H175V90H173V87L172 86H170V84L171 85H173L174 84V82H173V80H172V78L170 77V76H168V79L169 78H171V80L169 79L168 80V82H169V84H168V86H166L167 88L170 86V87H172V88H168L167 90H168V92L167 93H169L171 90V92H173L172 94H170V96L169 95H167V93H164L165 95H163L162 94V91L159 89V88H163V89H165V90H163L162 88V90L164 91V92H166L167 90H166V87L165 86H162V84L164 83L163 81L162 82H160L162 79H164V78H162L163 77V69H166V67H167V69H168V67H169V69H170V71H174L175 69H179L178 71H180L181 69L180 68H178V67H181L180 65L179 66H175V65H177V64H173L172 63V65H173V69L171 68L172 66L170 65V62H169V64L167 63V58L170 56V54H171V58H172V61L174 60L175 62H177L178 63V61L181 59V63H182V61L183 60H185V61H183V66L185 65L186 66V64H187V66H189V65H191V69L195 72L194 74H196L197 72H196V70H197V64L200 62L201 63V65L202 64H208V62L212 65V63L211 62H217V64L219 65H221V63H223V64H225V62L224 61H220V59L221 60H223L222 59V54L221 53H223V51L222 50H220ZM225 48V49H224ZM228 48V49H227ZM232 48V49H231ZM189 51H188V50ZM226 49H227V51H226ZM79 50V49H78ZM77 50V52H79ZM83 49H81V51H82ZM166 50V51H165ZM169 52H168V51ZM171 50H173V52L171 51ZM220 50V51H219ZM250 50V51H249ZM80 51V52H81ZM84 51V50H83ZM82 51V52H83ZM183 51V52H182ZM186 51H188L187 52V54H186ZM148 52H146V54L148 55ZM177 52H180V53H177ZM219 54H218V53ZM245 52H248V54H249V56H251L250 57V59L249 60H251V61H249V62H251L252 63V65H249L248 64V62H247V64L251 67V66H253L252 68H253V70H254V72H255V74H256V78L257 79H259V80H257V79H254L255 80V82H257V81H259L257 84V87H259L260 89H258L255 85H256V83H254V80L252 81V82H249V85L247 84L248 82H241L240 80H242L241 78V75L243 74V71H241L242 70V67H243V65H242V61L243 60H245V58H247V53H245ZM165 53H167V55L165 54ZM169 53V54H168ZM177 53V54H176ZM183 53H184V55H183ZM190 53V54H189ZM243 53H245V54H243ZM79 54V53H78ZM93 54H95L96 55V53L95 52H93L92 53V55L91 56H93V57H95V55H93ZM146 54H144V55H146ZM192 54V55H191ZM234 54V55H233ZM243 55V56H241V55ZM45 55L46 54H44V53H40L39 54V61H42V62H44L45 61ZM143 55V54H142ZM146 55V56H147ZM179 55V56H178ZM189 55V56H188ZM191 55V56H190ZM237 55V56H236ZM91 56H90V58H91ZM167 56V57H166ZM183 56V57H182ZM240 56V57H239ZM248 56V57H249ZM92 57V61H94V58ZM143 56H141V58H142ZM145 57V56H144ZM176 57V58H175ZM181 57V58H180ZM244 57V58H243ZM62 57H58L57 59H58V62H56V59H54L53 61H55L54 62V65H62V64H65L64 63V61H65V59L64 58H62V60L61 61H59L60 59H61ZM171 58H169L168 59V61H171L170 59ZM235 58V59H234ZM89 59V58H88ZM90 60V59H89ZM240 60V61H239ZM263 60V61H262ZM91 61V62H92ZM144 61H146L147 63H148V65H147V63L146 62H144ZM197 61V63H195V62ZM199 61V62H198ZM234 61V62H233ZM66 62V61H65ZM88 62H90V61H88ZM87 62V65L88 64H91V63H88ZM144 62V63H143ZM187 62V63H186ZM219 62V63H218ZM221 62V63H220ZM241 62V63H240ZM146 63V64H145ZM167 64V66H165L166 64ZM185 63V64H184ZM162 64H163V66H165V68L162 66ZM215 64V63H214ZM222 64V65H223ZM228 64H230V65H228ZM82 65V64H81ZM80 65V66H81ZM86 64L84 65H82L83 66V69H84V66H87ZM160 65H161V67H160ZM193 65V66H192ZM241 65H242V67H241ZM90 66V65H89ZM182 66V67H183ZM199 67H200V65H198ZM175 67H177V68H175ZM42 68V71H41V73H40V75L42 76L43 75V73H45V70H44V67H41ZM87 68H88V66H87ZM86 68V69H87ZM158 68H160V69H162V72H161V70L160 71H158ZM241 68V69H240ZM155 69H156V71L158 72V74H159V76H160V78H162L161 80H158L159 82H160V85H159V82H158V84H157V79H155L154 77L156 76H158V74L157 75H155L156 74V71H155ZM166 69V70H167ZM172 69V70H171ZM256 70V71H255ZM170 71H168V73L170 72ZM176 71V70H175ZM154 72V73H153ZM161 72V73H160ZM235 72V73H234ZM142 73V74H141ZM46 74V73H45ZM45 74H44V76H45ZM143 75V76H142ZM154 75V76H153ZM171 75V74H170ZM102 76V74L101 75H99V77L100 78H103V76ZM139 76V77H138ZM243 76V75H242ZM105 77V76H104ZM150 77V78H149ZM174 77V76H173ZM259 77H263L262 79L261 78H259ZM145 78H147V80L145 79ZM148 78H149V80H148ZM153 78H154V81L155 82H153ZM151 79V80H150ZM44 80V81H43ZM43 80H40V82L41 83H45V81H47V80H45V78L43 79ZM101 80V79H100ZM104 80H105V78H104ZM104 80H103V82H104ZM257 80V81H256ZM170 81H171V83H170ZM261 82V83H260ZM126 83V84H125ZM153 83H156V86L154 87V84ZM253 84V85H251V84ZM39 84V83H38ZM48 84V83H47ZM152 85L153 84V86L151 87V86H149V85ZM167 84V83H166ZM165 84V85H166ZM260 84V85H259ZM263 86H262V85ZM40 85V84H39ZM235 87H234V86ZM41 86V85H40ZM44 86V85H43ZM89 86V85H88ZM126 86H128V88H126ZM158 86H159V88H158ZM161 86V87H160ZM244 86H245V88H244ZM250 86V87H249ZM251 86H253V87H251ZM255 86V87H254ZM47 87V86H46ZM51 87V86H50ZM49 87V88H50ZM237 87V88H236ZM152 88H158L157 89V92H158V90H159V93H158V96H163V97H165L166 96V98L165 99H160L159 97H154V98H152L153 96H152V94H157V93H153V91H152ZM236 88V89H235ZM241 88H242V90H243V88L245 89V90H243V91H241ZM249 88V89H248ZM253 88L254 89H256L255 91H256V94H253L255 91H253ZM151 89V90H150ZM170 89V90H169ZM175 89V88H174ZM233 89H235L236 91H234ZM239 91H238V90ZM127 90H129L130 92H128L127 91V93H125ZM229 90V91H228ZM261 90V91H260ZM123 91H125V92H123ZM152 91V92H151ZM154 91H156V90H154ZM161 91V92H160ZM232 91V92H231ZM250 91L252 92V93H250ZM237 92V93H236ZM238 92H240V95L239 96H237L238 95ZM129 93H131L130 94V96H129ZM177 93V92H176ZM226 93H228V94H232V96L230 97L228 94H226ZM236 93V94H235ZM244 93H246V94H244ZM125 94H128L127 96H129L128 98L125 96ZM148 95H151L150 97L154 100V101H152V99L150 98V100L148 99L149 97H148ZM230 97V98H227L228 96ZM236 97H235V96ZM251 95H253V96H250ZM259 95H257L258 96V98H257V100L259 99ZM168 96V97H167ZM222 96V97H221ZM225 96H227V97H225ZM242 96L244 97L243 99H242ZM247 98H246V97ZM148 97V98H147ZM170 97V99H167V98H169ZM175 97V96H174ZM173 97V100H176L175 98ZM219 97H221V98H223V99H221L222 101H220L219 99ZM233 97H235V98H233ZM240 97H241V99H240ZM253 97H256L255 99L253 98ZM125 98V100H126V102H127V104H126V102H124L123 100H121V99H124ZM213 99H217V101H214ZM230 99H232V100H234V102L235 103H233L232 102V100H230ZM240 99V100H239ZM244 99H246V100H244ZM252 99H254V100H252ZM161 100V102H159ZM227 100H229V101H231L232 103H233V109L234 108H238V106L240 105V107H242V105H243V109H241L242 110V112H240V110H239V112L237 111L238 109H240V107L236 110L235 109V112L236 113H238L237 115L235 114H232V115H234L235 117L236 116H238L237 117V120L234 118V116H233V118L232 119H234V120H230V118H229V113H230V111H229V107L230 106H228V101ZM238 100V101H237ZM241 100H244V102H242ZM248 100H250V101H248ZM162 101H165V104H164V102H162ZM212 101H214V103L212 104ZM226 101H227V103H226ZM251 101H254V102H252L251 103ZM122 102V103H121ZM175 102V101H174ZM215 102H216V104H215ZM238 102V103H237ZM239 102H241V104L239 103ZM258 102H261L260 100L258 101ZM124 103H125V105H124ZM171 103H173V102H171ZM227 105H226V104ZM243 103V104H242ZM235 104H237L236 106H235ZM239 104V105H238ZM246 104V105H245ZM258 104V103H257ZM263 104H264V102H263ZM170 105H172V104H170ZM202 105V106H201ZM217 106L216 108H214V106ZM108 106V105H107ZM110 106V105H109ZM108 106V107H109ZM126 106V107H125ZM166 106H168L169 108L166 110ZM209 106H210V108H209ZM235 106V107H234ZM198 107V108H197ZM201 107H203V108H205L204 110L201 108ZM206 107H208L207 109H209V111L206 109ZM212 107V108H211ZM228 107V108H227ZM250 107H252V108H250ZM258 107V108H257ZM263 107H264V105H263ZM172 108V107H171ZM257 108V109H256ZM204 111H202V110ZM216 109H218V110H216ZM224 109V110H223ZM233 109H232V112H233ZM172 110V109H171ZM194 110V111H193ZM212 110V111H211ZM215 110H216V112H215ZM261 110V111H260ZM93 111V110H92ZM131 111H132V113H131ZM153 111V112H152ZM210 111H211V113H210ZM217 111H218V114H217ZM228 111H229V113H228ZM255 111V112H254ZM134 112V113H133ZM149 112H151V113H149ZM156 112V114H154ZM227 112V113H226ZM234 112V113H235ZM93 113H95L94 111H93ZM93 113H91V117H88L89 119H88V122H87V120H86V126H85V132L87 133V134H89V135H87V136H90V135H92L93 136V134H95L96 132L98 133V132H101L100 131V127L102 128V124H100V122H99V120L96 118V117H98L96 114H94V115H92ZM144 113V114H143ZM153 113V114H152ZM184 113V112H183ZM198 113V114H197ZM221 113V114H220ZM226 113V114H225ZM241 113V114H240ZM250 113H251V115H250ZM253 113H255V114H253ZM257 113L259 114L258 115V117H257ZM90 114V113H89ZM131 114V115H130ZM153 115V116H151V115ZM195 114V115H194ZM224 114V115H223ZM96 115V116H95ZM124 115V116H123ZM132 115H135V118L136 119H133V116ZM139 115H141V117L139 116ZM144 115H145V117H146V115H147V119L149 118V119H152L153 117V119L151 120V121H153V122H155L156 123V121H158L156 124L155 123H150L151 121L149 120H146V122L148 121V124H150V126L152 125V126H155V127H150L151 129H152V134H150L149 132H151L150 131V128L149 127H146V126H148L147 125V123L144 121L145 119H144ZM150 115V116H149ZM182 116L184 115V114H181ZM192 115V116H191ZM203 115V116H202ZM220 115H223V118H222V116H220ZM228 117H227V116ZM263 115V116H262ZM123 116V117H122ZM142 116H143V118H142ZM149 116V117H148ZM157 118H156V117ZM169 116V117H168ZM180 116V115H179ZM178 116V117H179ZM182 116H181V119H182ZM214 116H218V117H220L221 118V120L223 121L222 123H221V120H220V125L219 124H217L215 121H217V122H219V119L217 120L216 118L217 117H214ZM240 116H241V119H240ZM243 116V117H242ZM255 116L257 117V119H254L255 118ZM129 117H132V119L131 118H129ZM203 117V118H202ZM213 117V118H212ZM159 118H160V120L162 119V121H164V122H162V124L161 123H159V122H161L160 120H159ZM202 118V119H201ZM215 118V119H214ZM230 120L229 122H228V119ZM123 119V120H122ZM131 119V120H130ZM141 120V121H139V120ZM157 119V120H156ZM186 120H187V118H185ZM214 119V120H213ZM224 119H227V120H224ZM247 119H248V121H247ZM264 119V118H263ZM121 120H122V122H121ZM130 120V121H129ZM139 121V122H137V121ZM143 120V121H142ZM179 120V121H178ZM192 121V123H191V121ZM199 120V121H198ZM251 120V121H250ZM256 122H255V121ZM132 121H136L135 123H136V126L135 125H133V124H135L134 122H132ZM166 121V122H165ZM176 121V122H175ZM61 121H59L58 123H60ZM143 122H145V123H143ZM174 122V123H173ZM232 122V123H231ZM234 122V123H233ZM57 123V124H58ZM102 123V122H101ZM138 123V124H137ZM165 123V124H164ZM167 123V124H166ZM168 123H171L173 126H171V124H168ZM191 123V124H190ZM196 125H195V124ZM215 123V125L213 126V124ZM231 123V124H230ZM252 123V124H251ZM141 124V125H140ZM145 124V125H144ZM158 124H161V125H158ZM255 124V125H254ZM46 125V126H45ZM51 125V124H50ZM55 125V124H54ZM58 125H60V124H58ZM58 125H57V130L59 129V130H61L62 131V128L63 129H65L64 127H61V126H64L63 125V123L61 122V126H59V127H61V128H59L58 127ZM90 125V126H89ZM168 125H170V126H168ZM176 125H178V124H176ZM175 125V126H176ZM189 125V126H188ZM193 125V126H192ZM213 127H212V126ZM252 125H254V126H252ZM47 123L46 124H44L43 125V127H44V129L46 130V136H48V138H49V135H47L50 131L52 132V134H51V136H50V138H52L53 137V131L55 130V133H56V129H54V127L56 126H53V125H51V126H53V128L51 129L49 126H48V128L49 129H47ZM131 126V127H130ZM141 126V127H140ZM158 128H157V127ZM165 126V127H164ZM169 127V129L167 130V128ZM199 126H200V129H199ZM95 127H96V129H95ZM136 127H140L141 129H139L140 131H142V130H144V131H142L143 133H145V134H143L142 132H138V133H140V134H138L137 133V131L138 130H136L135 128ZM142 127H144V128H142ZM209 127H210V129H213L214 130V127H216L215 129L216 130H214V133L213 134H215L216 132V134L215 135H211L212 137L210 138L209 136H210V129H209ZM212 127V128H211ZM253 127V128H252ZM120 128H121V130H120ZM132 128H134L133 130L134 131H136V132H134V131H132ZM158 129V131L157 130H153V129ZM162 128V130H159V129H161ZM164 128H166V129H164ZM197 128V129H196ZM54 129V130H53ZM131 129V130H130ZM149 131H148V130ZM218 129V130H217ZM258 129V130H259ZM47 130H49L48 132H47ZM96 130V131H95ZM92 131V132H91ZM102 131H103V129H102ZM155 131H156V133H155ZM166 131L168 132V134L166 133ZM240 131V132H239ZM58 132V131H57ZM63 132H64V130H63ZM104 132V131H103ZM146 132H148L149 133V135H148V133H146ZM161 132H163L162 134V136L160 135L161 134ZM191 132H196L195 134H198V136L196 135H194L193 133V136H189V134H191ZM237 132V133H236ZM160 133V134H159ZM169 133H170V135H169ZM207 133H209V135L207 134ZM246 136V137H244V135ZM252 133H255L256 134V136H254L255 134H252ZM100 134V133H99ZM101 134H102V132H101ZM148 135V137H147V135ZM156 134V135H155ZM191 134V135H192ZM236 134H237V136H236ZM155 135V136H154ZM166 135V136H165ZM173 135V134H172ZM200 135V136H199ZM226 135V137L227 138H225L224 136ZM243 135V136H242ZM252 135H253V137H254V139H256V140H254L253 138H252ZM54 136H56L55 134H54ZM92 136H90V137H87V140H88V138H92ZM149 136H151V137H149ZM159 136V137H158ZM194 136H195V138H194ZM220 136V137H219ZM248 136H250V137H248ZM261 136V137H260ZM140 137V138H139ZM144 137H147V139L145 138V142H142V140L144 141ZM154 137V138H153ZM165 137H166V139H165ZM167 137H168V139H167ZM198 137H199V139H198ZM217 137L218 138H223L222 140L221 139H217ZM49 138V139H50ZM149 138V139H148ZM160 138V139H159ZM165 139V141L167 140V142H165L164 141V139ZM170 138V139H169ZM195 140H194V139ZM206 138H208L207 140H209V141H207L206 140ZM240 138H241V140H240ZM245 138H247V139H245ZM252 140V141H254V143H256L257 144V146H256V144H255V146H254V144H253V142L251 141L250 142V139ZM105 139V138H104ZM116 139V140H115ZM139 139V140H138ZM189 139V142L187 141ZM196 139H198V140H196ZM212 139H213V141H212ZM217 139V140H216ZM231 139V141H230V145L229 146H227L228 145V141ZM235 139V140H234ZM236 139H237V143L239 142V144H237V143H235L236 142ZM243 139H245L244 141H243ZM90 140V139H89ZM113 140H114V142L116 143H114L113 142ZM170 140V141H169ZM194 140V141H193ZM211 140V141H210ZM263 140V141H262ZM169 141V142H168ZM172 141V142H171ZM191 141V142H190ZM196 141H197V143H196ZM201 141V142H200ZM215 141V142H214ZM222 141V142H221ZM225 141H226V143H225ZM234 142L233 143V146H232V144H231V142ZM249 141V142H248ZM163 142V143H162ZM192 142L193 143H195L198 147L200 146H202L201 148L199 147V148H197V146L195 145V144H192ZM211 142V143H210ZM245 142V145L247 144V143H249L247 146H250V147H245L244 146V144H241V143H244ZM260 142H262V143H260ZM114 143V144H113ZM118 143V144H117ZM147 143H148V145H147ZM164 143H165V145H166V147H165V145H164ZM168 143H170V145L171 146H174V147H171ZM173 143H175V142H173ZM199 143V144H198ZM215 143V144H214ZM224 143V144H223ZM251 143V144H250ZM105 144V145H106ZM123 144V145H122ZM186 144V145H185ZM192 144V145H191ZM211 144V145H210ZM237 144V145H236ZM260 144V145H259ZM113 145V146H112ZM145 145H146V147H145ZM168 145V146H167ZM177 145V146H176ZM195 145V146H194ZM207 145V146H206ZM222 145V146H221ZM237 146V147H235V148H233L234 146ZM244 146V148H243V146ZM254 147H253V146ZM107 146V145H106ZM109 146H110V148H112V149H110L109 148ZM176 146V147H175ZM181 147L182 148V151L184 152V154H183V152L181 151V153L179 152L180 150H181V148L179 149V147ZM186 146V148H184ZM188 146V147H187ZM191 146V147H190ZM195 148H194V147ZM204 146V147H203ZM216 146V147H215ZM220 146H221V148H224L225 150V152H223L222 150H221V148H220ZM115 147V148H114ZM123 147V148H122ZM145 147V148H144ZM149 147V148H148ZM161 148V150H160V148ZM168 147H170L169 148V150L170 149H172V150H170L171 152H169L168 151ZM207 149H206V148ZM217 147H218V150H220V151H222L220 154H222L220 157H218L220 154H219V151H218V153H216L217 151H215V149L217 150ZM232 147V148H231ZM239 147H240V150H239ZM255 147H257V149H255L254 150V148ZM260 147V148H259ZM0 148H1V143H0ZM157 148V149H156ZM163 148L165 149V150H163ZM188 148V149H187ZM189 148H190V150H189ZM191 148H192V150H191ZM197 148V149H196ZM229 148V149H228ZM246 148H248V150L246 149ZM249 148L252 150V152H250L251 150H249ZM259 148V149H258ZM94 149V148H93ZM96 149H98V148H96ZM95 149V150H96ZM110 149V150H109ZM122 149V150H121ZM147 149H149V150H147ZM155 149V150H154ZM175 149V150H174ZM179 149V150H178ZM205 149V150H204ZM228 149V152H226V150ZM261 149V150H260ZM1 150V149H0ZM156 150H157V152H156ZM160 152H159V151ZM166 150H167V152H166ZM173 150H174V152H173ZM214 150V151H213ZM230 150V151H229ZM246 151V152H244V151ZM110 151V152H109ZM152 151V152H151ZM188 151V152H187ZM195 153H194V152ZM209 153V151H211V155H210V157L214 160V154L216 155V154H219V155H216V157L217 158H215V160L213 161L212 159H210V160H207V159H205V158H207L209 155H208V153ZM243 151V152H242ZM259 151V152H258ZM168 152L169 153H171L170 155L168 154ZM175 152H177V153H175ZM197 152V153H196ZM200 152V153H199ZM202 152H204V153H202ZM238 153V156H236V154ZM250 152V153H249ZM105 153V154H104ZM147 153H149V154H147ZM164 153H166L167 155H169V156H166V154H164ZM173 153V154H172ZM202 153V156L204 157V156H206L207 155V157H205L204 159H205V162H206V160H207V162L208 161H210L211 162V164H210V162H209V165H211L212 167H211V169L209 168V170H211L210 172L211 173H209V170H208V172H206L205 173V171H207V167L205 168V166L203 167V166H201V165H199V164H197L198 163V161L199 160H197V159H200L199 157H201V159H202V156L200 155ZM214 153V154H213ZM236 153V154H235ZM151 154V155H150ZM176 154V155H175ZM194 154V155H193ZM197 154V155H196ZM155 155H157V156H155ZM159 155V156H158ZM180 155V156H179ZM196 155V156H195ZM152 156L154 157V158H152ZM164 156V157H163ZM182 156V157H181ZM184 156H186L184 159H183V157ZM193 156L194 157H197L198 156V158H196V163H195V160H194V158H193ZM160 157V158H159ZM161 157H162V159L163 160H161ZM191 157V158H190ZM214 157V158H213ZM156 158V159H155ZM172 158V157H171ZM182 158V159H181ZM191 159V161L189 160V159ZM103 159V160H102ZM151 159V160H150ZM152 159H154V161H155V163L153 162V160ZM159 159H160V161H159ZM167 159V160H166ZM200 159V160H201ZM111 160H113V161H111ZM157 160V161H156ZM185 160H187V161H190L191 162V164H190V162H188L187 163V161L186 162H184ZM203 160V159H202ZM126 161V162H125ZM152 161V162H151ZM193 161H194V163H193ZM213 161V162H212ZM108 162V163H107ZM109 162H110V164H113V163H115L116 164V166H114V164L113 165H111V166H113L112 168H110L111 166H109L110 164H109ZM165 162V163H164ZM201 162V161H200ZM199 162V163H200ZM204 162V163H205ZM99 163V164H98ZM124 163H125V165H124ZM127 163H128V165H127ZM148 163H149V165H148ZM157 163V164H156ZM162 163H164L166 166H164ZM183 163V164H182ZM187 163V164H186ZM193 163V164H192ZM103 164V165H102ZM151 164V165H150ZM158 165V166H155V165ZM161 164H162V166H161ZM176 164V165H175ZM198 165V166H201L200 168V170L199 169H197V168H199L198 166H196V165ZM106 165V166H105ZM119 165V166H118ZM183 165V166H182ZM107 166H108V168H107ZM121 166H122V168H121ZM154 166V167H153ZM170 166V165H169ZM168 166V167H169ZM189 166H190V168H189ZM106 167V168H105ZM116 167V168H115ZM118 167V168H117ZM177 167V166H176ZM196 167V168H195ZM0 170L2 171L1 172V176H2V183H4L3 184V189H4V196H5V199H6V202H7V205H8V211H9V215H10V222H11V225H12V228H13V230H14V242H15V244H16V242H17V236H16V224H15V216H14V214H13V205H12V200H11V194H10V191H9V186L7 185L8 183H6V181H7V172H6V169H5V165H4V160H3V158H2V156H1V151H0ZM95 168L98 170V172H101V169L99 170L96 166H95ZM100 168V167H99ZM114 168V169H113ZM119 168H121V170L119 169ZM167 168V167H166ZM173 168H175V167H173ZM195 168V169H194ZM125 169V170H124ZM129 169V170H128ZM163 169H165V168H163ZM162 169V170H163ZM191 169V170H190ZM116 170L118 171V172H120L121 171V175H120V173H118V172H116ZM156 170V171H155ZM167 170H169V168L167 169ZM177 170V169H176ZM195 170V171H194ZM145 171H146V173H145ZM160 171H158L157 173H159ZM164 172H165V170H163ZM163 171H161V172H163ZM160 172V173H161ZM190 172H193V173H190ZM113 173V178L111 177V175L110 174H112ZM116 173H118L117 174V176H115V174ZM124 173H125V175H124ZM195 173H196V175H195ZM199 173V174H198ZM142 174H145V175H142ZM152 174V175H151ZM164 173H162V175H163ZM165 174H166V172H165ZM206 174H210V175H207L206 176ZM104 175L102 174V180H103V177H104ZM157 175H159L157 178L154 176V178L157 180V179H159V181L157 180V182H156V184H158L157 186H156V188H158V189H156L157 191H158V193L159 194H157V195H164V193H165V188L163 187L164 185H161L162 183L161 182H163V184L165 183V177L162 179V181H161V179L159 178V177H161L160 176V174H157ZM194 175V176H193ZM55 176V178H56V175H54ZM53 176V177H54ZM114 176H115V178H114ZM166 176V175H165ZM211 176V177H210ZM96 177V178H95ZM121 177V178H120ZM163 177V176H162ZM191 177V178H190ZM207 179H206V178ZM210 177V179H208ZM93 178V179H92ZM106 178H107V180H106ZM111 178V179H110ZM118 178H120V180H118ZM153 178V179H154ZM205 178V179H204ZM112 179H114V184H112L111 186L109 185L110 184V182H112L111 180ZM56 180V179H55ZM57 180H59V177H58V179ZM93 180H94V182H93ZM117 180V181H116ZM205 180V181H204ZM110 181V182H109ZM148 181V180H147ZM149 181H150V179H149ZM183 181V180H182ZM192 183H191V182ZM130 182V183H129ZM188 182H190V183H188ZM159 183H161L160 185H159ZM187 183V184H186ZM93 184H95V185H93ZM104 184H106V185H104ZM114 185V186H113ZM134 185H136V186H134ZM139 185H141L140 186V190L138 189V186ZM185 185H187V186H185ZM8 186V187H7ZM114 187V189H112L113 187ZM130 187V189L128 188V187ZM132 186L134 187V188H136L135 190H133L134 188H132ZM94 187V188H93ZM186 187V188H185ZM89 188H90V190H89ZM126 188V189H125ZM155 188V185L153 186V189L152 190H155L154 189ZM131 189H132V191H131ZM138 189V190H137ZM162 189V190H161ZM226 190L227 189V191H231L233 194L230 196V194H229V196H226L227 195V193L224 191V193H226L225 195H224V193H222L221 192V190ZM234 189V190H233ZM84 190H85V188H84ZM113 190V191H112ZM124 190V191H123ZM151 190V191H152ZM134 191V192H133ZM156 191V192H157ZM122 192H124V193H126V194H124V193H122ZM130 192V193H129ZM155 192V191H154ZM153 192V193H154ZM219 192H221V193H219ZM234 192H236V193H234ZM131 193H135V194H133L134 196V198H136L137 197V199H133V197L132 196H130V195H132ZM163 193V194H162ZM230 193V192H229ZM147 194V193H146ZM154 195V197L156 196L157 197V195ZM181 194V195H180ZM238 194V195H237ZM243 194H244V199H242L243 198ZM125 195H127V196H125ZM144 195H145V193H144ZM153 195V194H152ZM236 195V196H235ZM77 196V195H76ZM104 196H102V197H104ZM114 196V197H113ZM130 196V197H129ZM184 196V197H183ZM209 196H210V199H213V198H215V199H213V202L212 203H214V200H216V196H219L218 197V199L220 198V200H219V202H220V204L222 205V207L225 205V204H227L228 202H229V204L230 203H233L232 205H236V208H234V209H232V212L233 211H235L234 213H232V212H229L228 211V209L227 208H222L221 210H220V212H222V214L224 213V209L226 210L225 211V214H223V217H224V219H223V221H225V223L223 222V227L221 228V230L219 229L220 228V223H218L219 221L218 220H216L217 219V216H218V212L216 211V213H215V215H214V213H212V211L211 212H209L208 210H210V205H208L207 204V200H210L209 199ZM211 196H213V197H211ZM123 197H126V199L125 198H123ZM167 198V196H166V193H165V195H164V198ZM183 197V198H182ZM237 197H238V200H237ZM80 198L81 197H77L76 198V200L78 201L79 200V203L82 201V198H81V201H80ZM130 198V199H129ZM160 198V197H159ZM165 198V200L164 201H167V199ZM207 198V199H206ZM231 198V199H230ZM235 198V199H234ZM114 199V200H113ZM128 199V200H127ZM133 199V200H132ZM155 199V198H154ZM178 199V198H177ZM242 199V200H241ZM74 201L73 200V202H71V203H75L74 205H77L76 203H78L77 201ZM127 200V201H126ZM131 200V201H130ZM186 200H187V202H186ZM114 201V202H113ZM128 202V203H126V202ZM134 201V202H133ZM135 201H136V204H135ZM142 201H143V199H142ZM154 202V203H152V202ZM177 201V202H178ZM212 201V200H211ZM241 201V202H240ZM250 201V203H251V205L252 204H254V205H250L248 202ZM106 202H108V203H106ZM146 202H147V204H146ZM178 202V203H179ZM206 202V203H205ZM71 203H69V204H71ZM112 203V204H111ZM124 203L126 204V208H128L127 207V205L129 206V207H131L130 209H132V207H135V209H134V213H136V215H139V217L137 216L136 217V222L134 221V213H133V215L131 214V216H133V219L130 217V221H129V224H128V221H127V223H126V221H125V224L124 223H122V222H120V224H119V220H117V218L114 216V214L113 215H111L112 214V211L114 210V208H115V206H116V209L117 208H119V207H121V210H122V208H123V206H124ZM138 203V204H137ZM148 203H150L149 205H148ZM152 203V204H151ZM208 203H211V202H208ZM110 205V208H109V205ZM114 204V205H113ZM168 204V203H167ZM184 204V205H183ZM186 204H187V206H186ZM237 204H238V208L240 209H238L237 208ZM73 205V204H72ZM79 205V204H78ZM77 205V206H78ZM117 205H118V207H117ZM132 205V206H131ZM181 205H183V206H181ZM228 205V204H227ZM256 205V206H255ZM77 206H74V207H77ZM113 206H114V208H113ZM184 206H186V207H184ZM211 206H213V204L211 205ZM249 206V207H248ZM73 207V208H74ZM125 207V206H124ZM152 207V206H151ZM214 207V206H213ZM249 210H248V209ZM139 209V210H138ZM142 209H144L145 211H144V213L142 212V214H143V217L145 218V219H143V218H140V215H142V214H139V212H141L142 211ZM147 209V210H146ZM208 209V210H207ZM258 209H259V213H257L258 212ZM75 210V209H74ZM137 210H138V212H137ZM187 210V211H186ZM212 210H217V209H215V207H214V209L212 208ZM237 210V211H236ZM252 210V211H251ZM255 210V211H254ZM256 210H257V212H256ZM105 211V210H104ZM249 211V212H248ZM252 213H251V212ZM60 212L61 211H59L58 213L60 214ZM86 213V210L84 211V209H81V212H80V210H79V213H78V209L76 208V210H75V216H77V218L78 219H80L79 220V224L81 223H84V224H82V226L83 225H85L86 223V221L89 219L90 220V217H92L93 216V212H88L87 211V213H86V215H85V213ZM151 212V211H150ZM215 212V211H214ZM57 213V214H58ZM63 213H64V211H63ZM63 213L61 214V215H63ZM84 213V214H83ZM114 213V212H113ZM185 213V214H184ZM228 213V214H227ZM256 213V214H255ZM79 214H81V215H79ZM106 214V215H105ZM175 214V213H174ZM61 215H59V216H61ZM90 215H92V216H90ZM146 215V214H145ZM173 215V214H172ZM185 215H186V217H185ZM84 216V217H83ZM88 216V217H87ZM110 218H109V217ZM111 216H112V219H111ZM169 216V215H168ZM174 216H177L176 214L174 215ZM221 217H222V215H221ZM85 218H86V221L84 222V220H85ZM137 218H139V220H137ZM177 219V221L175 222V220ZM113 219H114V221H113ZM116 219V220H115ZM141 219V220H140ZM173 219V220H172ZM47 220V219H46ZM45 220V221H46ZM83 220V221H82ZM241 220H242V223H241ZM182 221V222H181ZM218 221V222H217ZM243 221H245L244 223H243ZM248 221V222H247ZM251 221V223L252 224H250L249 222ZM110 222V223H109ZM118 224H117V223ZM133 222H134V227H133ZM174 222H175V225H174ZM48 224L49 223V221H47V222H44V225L45 224ZM111 223H112V225H111ZM131 223V224H130ZM180 223V224H179ZM221 223H222V220H221ZM237 223H239L238 224V228H237V226H235ZM249 223V225L250 226H248L247 227V224ZM126 224L128 225L127 226V228H126ZM135 224L137 225V226H135ZM143 224V225H142ZM169 224V225H168ZM172 224L174 225V227L175 226H178V228L176 229V227L175 228H172L173 226H172ZM185 225V227H184V225ZM215 224H217L216 226H215V228H214V225ZM246 224V225H245ZM109 225H111V226H109ZM163 225V224H162ZM162 225H160L161 227H162ZM171 225V226H170ZM181 225V226H180ZM234 225V226H233ZM123 226H125V227H123ZM166 226H168V227H166ZM179 226H180V228H181V230H180V228H179ZM218 226H219V228H218ZM221 226H222V224H221ZM241 226H244V227H242L241 229H240V227ZM252 226V227H251ZM254 226H258V227H254ZM112 227V228H111ZM169 227H171V228H169ZM225 227V228H224ZM234 227H236V228H234ZM248 228V229H246V231H245V229L244 228ZM131 228H132V231H131ZM134 228V229H133ZM183 228H184V230H183ZM223 228H224V230H223ZM127 229V230H126ZM129 229H130V231H129ZM164 229H166V230H164ZM171 229V231H168V230H170ZM172 229H173V232H175V230H176V232L175 233H173L172 232ZM175 229V230H174ZM215 229H218V230H215ZM235 229H237V231H235ZM243 229V230H242ZM253 229V230H252ZM239 230H240V232H241V234H245V236H244V234H243V236L242 235H240V232H239ZM249 230V231H248ZM30 231L31 232H29V227L28 226H25V228H24V234H25V236L26 237H28V240L30 241L29 243L31 244V248H32V245H33V241L31 242V239L30 238H33L32 237V235H34L35 234V232L33 231V230H31V228H30ZM127 231H128V233H127ZM135 231V232H134ZM161 231V232H160ZM165 231V232H164ZM167 231V232H166ZM217 231H220L219 233H217ZM222 231V232H221ZM134 232V234L132 235V233ZM172 233L171 235H174V236H171V240H172V237H173V240H174V243L173 242H171V240L169 239V235H170V233ZM239 232V233H238ZM258 232V233H257ZM31 233V235H29ZM138 233H140V232H138ZM167 235V237H166V235ZM168 233H169V235H168ZM257 233V234H256ZM262 233H263V235H262ZM37 234V233H36ZM95 235L94 236H97V235H99V234H97V233H94ZM142 234V233H141ZM250 234V235H249ZM135 235H136V238L134 239L135 241H133L132 242V240H133V237L132 236H134L135 237ZM144 235V234H143ZM150 235V234H149ZM152 235V234H151ZM139 236V237H138ZM145 236V235H144ZM143 236V237H144ZM162 236L160 237V238H162ZM30 237V238H29ZM246 237V238H245ZM16 238V239H15ZM83 239H86V240H82V243H83V246H84V249H85V251L87 250V251H89L88 253L86 252L85 253V251H84V253H80L81 254V256H80V258L79 259H77V261H79L78 263L79 264H84V263H86V264H90V260H89V258L88 257H90V252H91V250L94 248V246H92V248H91V245H93L95 242H91V241H93V240H88V237L87 238H83ZM107 239V240H106ZM127 239H129V240H127ZM16 240V241H15ZM150 240H149V242H150ZM172 240V241H173ZM192 240H194V242L192 241ZM87 241V242H86ZM101 241H103V240H101ZM142 241H144V240H142ZM110 243V244H108V243ZM112 242V243H111ZM162 243H161V245H162ZM30 244H29V246H30ZM107 244H108V246H107ZM131 244V245H130ZM198 244V245H197ZM212 244V245H211ZM88 245V246H87ZM95 245V244H94ZM197 245V246H196ZM86 246H87V248H86ZM211 246V247H210ZM112 247H113V249H112ZM198 247V248H197ZM108 248H109V250H108ZM133 248V250H131V249ZM163 248V249H162ZM90 249V250H89ZM162 249V250H161ZM212 249H213V251H212ZM111 250V251H110ZM16 260H17V264H23L24 263V259H23V256H22V252H21V250L19 249V247H18V242H17V245H16ZM114 251H116V252H114ZM127 251H128V255L126 256V255H124L125 253L127 254ZM151 251L152 252H156V250H152L151 249ZM112 252H113V254H112ZM195 252H196V254H195ZM104 253V254H103ZM117 253H118V255H117ZM184 253V254H183ZM106 254V255H105ZM174 254V255H175ZM197 254H199V255H197ZM177 255V256H178ZM88 256V257H87ZM124 256V257H123ZM133 256V255H132ZM140 256H142V255H139L138 257H137V259L138 258H141ZM161 256V255H160ZM177 256H174L175 258L177 257ZM1 254H0V259H1ZM87 257V258H86ZM120 257V258H119ZM122 257V258H121ZM134 257V256H133ZM143 257V256H142ZM179 257H180V255H179ZM201 257V258H200ZM81 258H82V260H84L83 262H82V260H81ZM113 258V259H112ZM164 258V259H163ZM175 258H171V259H173V260H175ZM2 260V259H1ZM81 260V261H80ZM86 260L88 261V262H86ZM102 260H103V262H102ZM187 260H188V258H187ZM166 261H168V260H166ZM185 262H186V260H184ZM188 261H190V259L188 260ZM187 261V262H188ZM4 261H2V263H3ZM174 262V261H173ZM183 262V261H182ZM110 263V264H111ZM161 263H162V261H161ZM164 263H165V261H164ZM0 264H1V262H0ZM114 264V263H113ZM127 264V263H126ZM167 264H173L171 261H170V259H169V261L167 262ZM186 264H188V263H186Z\"/></svg>", "mask_w": 264, "mask_h": 264}]
</instances>
